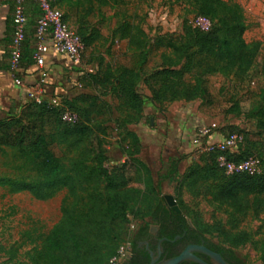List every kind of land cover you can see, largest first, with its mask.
<instances>
[{
    "label": "trees",
    "instance_id": "16d2710c",
    "mask_svg": "<svg viewBox=\"0 0 264 264\" xmlns=\"http://www.w3.org/2000/svg\"><path fill=\"white\" fill-rule=\"evenodd\" d=\"M128 1H56L55 7L63 10L65 17H73V24L79 26L81 64L98 31L92 18L104 7L116 9L115 15H120L119 8ZM178 1L191 5L196 16L209 19L211 25L204 29L190 24L184 35L165 34L151 39L135 16L125 21L118 30L119 40H127L129 49L143 53L152 44L149 52L160 51V62L147 70L142 66L135 74L137 79L123 66L120 71L111 64L93 71L77 68L80 85L87 91L62 98L58 104L33 101L0 118V155L12 170V174L0 177V183L10 193L26 191L42 201L65 190L61 217L50 231L36 237L27 233L34 245L32 264H108L126 242L131 243L132 253L123 264H150L151 253L158 257L159 245L157 264H162L190 244H204L230 264H246L235 251L252 239L242 224L264 208V42L246 41V16L238 3ZM18 9L24 18L19 45L15 42ZM44 18L39 0H0V72L21 80L20 71L37 65L38 45L54 40V25H42ZM116 72L122 76L115 77ZM215 73L232 76L238 86H256L249 109L254 126L250 129L229 124L217 129L225 139L242 138L235 151L216 145L205 150L207 139L203 138L201 147L195 150L201 153L183 174L180 164L186 156H170L156 183L150 166L139 157L140 138L128 129L129 124L140 123L144 116L145 96L139 91V75L151 92L150 101L161 104L211 102L208 77ZM108 96L112 101L107 100ZM115 110L126 113L122 122L131 139L124 160L112 158L106 147ZM222 157L234 163L258 160L259 171L230 173L221 165ZM163 183L174 188L182 214L168 207L161 191ZM185 183L197 195L209 197L220 209L228 210L231 228L195 219L190 222V213L179 199ZM152 225L158 227L155 232ZM215 233L222 244L209 238ZM180 264L199 263L184 260Z\"/></svg>",
    "mask_w": 264,
    "mask_h": 264
},
{
    "label": "rangeland",
    "instance_id": "374dc122",
    "mask_svg": "<svg viewBox=\"0 0 264 264\" xmlns=\"http://www.w3.org/2000/svg\"><path fill=\"white\" fill-rule=\"evenodd\" d=\"M226 1L242 6L247 21V30L244 34L246 41L250 43L264 42V0ZM60 11L64 15V11ZM119 11L121 14L116 16V9L104 7L99 9L97 15L92 18L98 31L94 33L96 39L93 46L83 55L84 64L80 67L82 70L95 69L101 65L106 67L107 64H111L119 71L121 66L129 68L132 71L130 76L136 78L135 74L142 69V66L144 70H147L160 62L159 50L149 52L152 44L148 45L143 53H139L128 48L127 40H119V28L125 21L132 20L133 16L151 39L165 34L184 35L190 24L193 27L201 28L211 25L209 19L197 17L191 5L178 0H129L126 5L119 8ZM63 19L77 32L79 26L73 24V17L68 18L64 15ZM115 74V77L122 76L118 72ZM75 79L79 81L80 75H76ZM138 84L139 91L145 96L144 108L148 110V115L158 117L159 123H163L162 127H165L163 125L166 123L167 133L168 130L174 129V127L170 128V123L179 124V121L175 119L178 117V112L185 109L195 113V117L191 121L189 120L192 125L186 128L190 136L186 138H188V142H192L193 148L184 154L176 155L186 156V159L180 164L181 174L201 153L195 151L196 148L201 147L203 142L196 143L199 134L205 135V138L208 139L212 134L219 132L217 129L225 125L235 124L250 129L254 126L253 112L249 109L255 100L256 86H238L232 76L220 73L210 75L208 85L213 95L212 101L195 100L177 103L173 107L172 113L168 109L172 106L170 103L164 102L157 105L150 101L151 92L146 87L141 74ZM117 92L118 88H116L115 94H118ZM107 100L112 101L111 96H108ZM119 104L121 103L119 102ZM122 113L114 111L106 138L108 153L115 160L123 159L129 150L128 142L131 141L130 137L126 136L122 122L126 113ZM213 124L214 126H211ZM157 125L156 122L155 126ZM178 129L183 130L184 127L178 126ZM169 157L168 154L160 158L155 156L154 161L150 164L156 183L159 182L163 163L167 162ZM4 162V157L0 155V177L12 174V170ZM161 191L163 197L166 194L176 197L172 186L169 187L163 183ZM64 195L65 190L60 191L52 199L42 201L26 191L10 193L8 187L0 183V264H32L30 253L34 245L30 244L27 239V233L30 232L36 237L50 231L61 217L60 208ZM179 199L190 213V222L195 219L209 225L218 226L220 224L226 229L231 228L229 211L220 209L209 197L197 195L188 188L187 183L182 187ZM242 226L251 234L252 239L237 247L235 251L246 264H264V208L260 209L255 217L248 219ZM209 238L217 244L223 243L217 233L209 235Z\"/></svg>",
    "mask_w": 264,
    "mask_h": 264
},
{
    "label": "crops",
    "instance_id": "0c3cea01",
    "mask_svg": "<svg viewBox=\"0 0 264 264\" xmlns=\"http://www.w3.org/2000/svg\"><path fill=\"white\" fill-rule=\"evenodd\" d=\"M4 13L5 11H2L1 16L3 18ZM39 47L45 61L44 67L34 65L25 71H20L21 80L16 79L9 72H0V118L7 117L12 109L20 110L24 105L35 101L36 98L61 102L62 98L73 97L87 91L75 79L76 75H80V72L76 70L82 67L81 62L75 61L68 54L58 53L51 43L42 44ZM2 51L0 47V54ZM177 103L187 102L176 101L170 103L172 106L168 109L171 113ZM143 114L141 122L129 124L128 129L140 138L142 149L139 157L146 164L150 166L155 156L158 158L166 154L176 156L193 148L192 142H188L190 136L186 129L192 125L190 121L195 117L192 110L184 109L182 112H178V117H175V119L179 121V124L170 123V128L174 127V129L168 130V133L166 123L163 125L165 127H162L163 123H159L158 117H150L146 108H144ZM148 122H150L149 125ZM156 122L158 123L157 126H155ZM178 126L184 127V131L182 129L177 130ZM211 126H214V124ZM222 139L223 137L219 132L212 134L209 138L210 142L214 144L221 142ZM155 229L157 230L158 227L152 225V231L155 232Z\"/></svg>",
    "mask_w": 264,
    "mask_h": 264
},
{
    "label": "built area",
    "instance_id": "2783aa9c",
    "mask_svg": "<svg viewBox=\"0 0 264 264\" xmlns=\"http://www.w3.org/2000/svg\"><path fill=\"white\" fill-rule=\"evenodd\" d=\"M42 4L43 10L45 12L44 21H42V25H45L46 22H51L54 25V40L51 43L53 48L60 54H68L71 56L75 61L80 62L79 51L82 49V41L79 34L67 24L63 19L62 12L55 7V3L57 0H39ZM17 32H16V39L15 42L17 45L20 44V41L23 38V23L24 18L21 15V10H17ZM204 29H208L204 28ZM40 45H38V51L35 55V59L37 65L39 67H44L45 61L42 56V52L40 49ZM19 57V49H16L14 52V61L17 62ZM89 71H93L90 69ZM42 100L39 98L35 99V102L40 103ZM53 104H58L57 100L51 101ZM201 133L202 130H200ZM199 137L196 139V143H200L205 135L199 134ZM210 137L206 140V147L205 150L213 148L214 145L220 147L222 150L227 151H235L238 148V144L241 142L242 138L239 136H233L229 139L223 138L219 143H211L209 140ZM220 163L222 166L226 168V170L230 173L234 172H242V171H249V172H256L259 171V162L258 160L249 159L245 162L234 163L227 161L224 157L220 158ZM132 253L131 243L126 242L121 245L119 250L117 251L116 255L111 258L108 264H123Z\"/></svg>",
    "mask_w": 264,
    "mask_h": 264
},
{
    "label": "water",
    "instance_id": "95a60500",
    "mask_svg": "<svg viewBox=\"0 0 264 264\" xmlns=\"http://www.w3.org/2000/svg\"><path fill=\"white\" fill-rule=\"evenodd\" d=\"M164 198L166 200L168 207L171 208V210H173L179 214H182V210H181L180 206L178 205L176 198L173 195L166 194V195H164ZM163 240L164 239H161L160 242H162ZM195 252H202V253L210 256L211 258H213L216 261L215 262L216 264H230V263L226 262L219 253L212 251L211 249L206 247L204 244H190L178 256H176V257H174L168 261H165L162 264H180L184 260H191V261L197 262L199 264H210V263L204 261L203 259H201L198 255H196ZM160 255H161V248L159 245L158 257H154V254L151 253L152 261L150 264H157L159 261Z\"/></svg>",
    "mask_w": 264,
    "mask_h": 264
},
{
    "label": "flooded vegetation",
    "instance_id": "af4514ba",
    "mask_svg": "<svg viewBox=\"0 0 264 264\" xmlns=\"http://www.w3.org/2000/svg\"><path fill=\"white\" fill-rule=\"evenodd\" d=\"M206 246V245H205ZM207 247V246H206ZM209 248V247H208ZM209 249H211V248H209ZM212 251H214V252H216V253H219V252H217V251H215V250H213V249H211ZM196 253V255H198L201 259H203L204 261H206V262H208V263H210V264H216L215 262V260L213 259V258H211L210 256H208V255H206V254H204V253H202V252H195ZM220 254V253H219ZM221 255V254H220ZM222 256V255H221ZM223 257V256H222ZM224 259V258H223ZM225 260V259H224ZM191 261V260H190ZM226 261V260H225ZM226 262H228V261H226Z\"/></svg>",
    "mask_w": 264,
    "mask_h": 264
}]
</instances>
